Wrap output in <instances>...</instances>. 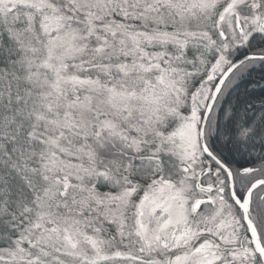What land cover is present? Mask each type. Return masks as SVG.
Here are the masks:
<instances>
[{
    "label": "snow or ice",
    "instance_id": "snow-or-ice-1",
    "mask_svg": "<svg viewBox=\"0 0 264 264\" xmlns=\"http://www.w3.org/2000/svg\"><path fill=\"white\" fill-rule=\"evenodd\" d=\"M0 264H264V0H0Z\"/></svg>",
    "mask_w": 264,
    "mask_h": 264
}]
</instances>
